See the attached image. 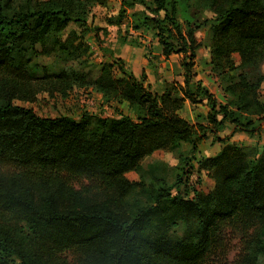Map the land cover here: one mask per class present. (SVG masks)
<instances>
[{
	"label": "trees",
	"instance_id": "16d2710c",
	"mask_svg": "<svg viewBox=\"0 0 264 264\" xmlns=\"http://www.w3.org/2000/svg\"><path fill=\"white\" fill-rule=\"evenodd\" d=\"M109 1L0 0V264H208L233 229L242 234L237 264H264V152L253 158L227 144L199 160V171L214 182L208 193L198 189L201 180L191 184L182 176L173 187L159 179L147 184L142 167L156 152L183 144L195 152L197 142L228 124L251 135L264 124V0H120L122 9L140 6L154 16L143 13L134 29L153 32L165 61L173 55L191 61L183 64V84L160 95L106 51L111 62L95 80L74 70L41 78L31 71L39 54L84 57L90 48L83 38L63 36L72 24L87 31L94 7ZM191 1L215 17L206 22L210 65L224 83L226 105L193 72L202 44L195 26L185 31L178 19V12L187 23L193 19ZM75 87L126 104L135 119L41 117L15 104L33 103L41 92L66 99ZM186 102L208 104V126L181 115ZM130 173L139 181H130ZM73 180L91 189L76 190Z\"/></svg>",
	"mask_w": 264,
	"mask_h": 264
},
{
	"label": "rangeland",
	"instance_id": "374dc122",
	"mask_svg": "<svg viewBox=\"0 0 264 264\" xmlns=\"http://www.w3.org/2000/svg\"><path fill=\"white\" fill-rule=\"evenodd\" d=\"M146 1L151 5L154 0ZM188 6L189 14L193 17L188 21L190 23H187L179 12L178 19L185 31L188 29L187 24L195 26V34L202 44L194 61L193 72L196 74V80L202 81L201 83L213 94L218 105H226L229 96L224 91V83L210 65L211 38L206 22L215 17L208 10L198 11L192 1L188 3ZM143 13L145 16L154 18L140 6L122 9L120 0H110L107 7H94L87 31L80 29L76 24H72L63 36V40H66L68 33H76L80 39L83 38L90 51L78 60L68 59L60 51H55L51 55L39 54L32 61L31 71L41 78L45 75L74 70L81 74H88L91 80H95L101 74L102 65L111 62L109 55L105 53L106 51L113 53L115 58L122 59L126 69L130 70L138 79L144 76L146 87L153 93L160 95L171 84H183V64L191 61L185 55H173L165 61L162 56L163 49L153 32L147 31L146 28L139 31L134 29L138 20L141 24V20L144 19ZM197 26L201 27L198 28ZM52 41L51 38L48 43L50 48L54 46ZM75 42L77 46L81 41L77 39ZM37 50L41 52L42 49L39 46ZM259 72L264 76V62L261 64ZM253 73L250 71L248 75L252 77ZM53 87L52 83L46 88L50 90ZM261 93L264 100V82ZM15 104L33 109L41 117L70 116L79 120L85 113H88L104 118L119 119L121 116H126L135 119L134 113L128 109L126 104H121L118 101L106 103L102 95L92 87H75L66 99L61 98L56 93L50 97L48 93L41 92L33 103L16 101ZM209 111L210 107L206 102L196 105L186 102L181 115L191 124L208 126L206 118ZM207 135L205 141L197 142L195 152L191 151L190 145L183 144L175 152L159 151L152 157L143 160V175L147 184L159 179L164 181L167 186L173 187L182 176L183 179H189L191 184L201 180L198 189L208 193L213 189L214 182L206 172L199 171L197 167L199 160L218 155L227 144H235L243 148L253 158L264 152V124H260L257 131L252 135L235 131L229 124L226 125L223 132L217 135ZM191 166L193 169L190 168ZM127 178L130 181H139V176L136 173L128 174ZM71 184L74 189L79 191L91 189L90 185L83 180H73ZM181 190L184 191V188ZM187 193L184 192V194ZM185 230L186 228L181 226L177 230V235H183ZM241 239L242 234L239 229L226 231L222 249L208 260V264H237L242 253ZM12 264L20 263L14 259Z\"/></svg>",
	"mask_w": 264,
	"mask_h": 264
},
{
	"label": "crops",
	"instance_id": "0c3cea01",
	"mask_svg": "<svg viewBox=\"0 0 264 264\" xmlns=\"http://www.w3.org/2000/svg\"><path fill=\"white\" fill-rule=\"evenodd\" d=\"M197 81H201V80L198 79ZM201 82H202V81H201ZM205 85H206V84H205ZM211 94H212V93H211ZM212 95H213V94H212Z\"/></svg>",
	"mask_w": 264,
	"mask_h": 264
}]
</instances>
